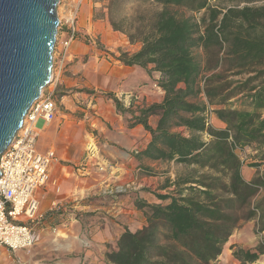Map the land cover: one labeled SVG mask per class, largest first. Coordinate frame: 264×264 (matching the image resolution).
<instances>
[{
	"label": "trees",
	"instance_id": "16d2710c",
	"mask_svg": "<svg viewBox=\"0 0 264 264\" xmlns=\"http://www.w3.org/2000/svg\"><path fill=\"white\" fill-rule=\"evenodd\" d=\"M154 1L165 7L186 6L200 11L207 7L209 0ZM122 4L123 0L109 1L110 23L132 44L140 43L143 48L134 55L123 53L117 60L129 67L146 68L154 64L155 70L164 75L161 87L166 92L165 101L142 111V116H160L146 155L210 165L224 173L227 179L202 176L198 183L207 189L200 192L201 197L193 196L181 202L174 199L167 207H151L149 226L135 234L125 233L118 243V250L109 257L115 264H213L234 229L256 215L252 205L259 208L258 219L261 230L264 229V174H257L251 183L245 182L241 159L233 151L234 143L239 147L257 144L263 148L258 155L264 157V118L257 111L264 108V80L248 89L254 105L252 112L216 111L227 124V130H214L215 126L211 124L207 132L214 139L210 143H205L200 135L206 130L203 113L209 105L192 102L190 98L199 94L198 79L206 66L210 71H216L218 67L223 69L208 78L205 92L210 104L219 98V102L231 97V102L234 101L239 86L224 95L226 88L232 86L224 81V72L256 73L241 84L244 87L264 74L261 70L264 67V7L229 9L219 24L218 12L211 11L200 25L190 19H178L168 12L157 15L147 12L148 16L131 22L125 17L117 21L116 9ZM126 24L132 30H126ZM224 45L226 57L221 59ZM197 47L204 48L205 67L194 55ZM181 84L184 86L179 88ZM143 118L140 120L146 123ZM177 127L188 128L192 135L185 137L174 132ZM228 131L232 134L231 143L227 142ZM190 190L197 191L194 185ZM258 251L263 254L264 246ZM245 257L254 261L258 256L249 252Z\"/></svg>",
	"mask_w": 264,
	"mask_h": 264
},
{
	"label": "rangeland",
	"instance_id": "374dc122",
	"mask_svg": "<svg viewBox=\"0 0 264 264\" xmlns=\"http://www.w3.org/2000/svg\"><path fill=\"white\" fill-rule=\"evenodd\" d=\"M104 1L108 3V6L110 0ZM62 2L63 3L59 4L58 10H62V8L70 9V6H72V0H62ZM86 2L87 0H85L82 10ZM246 7L254 9L264 7V0H209L207 7L200 11L192 10L186 6L165 7L163 4L154 0H123L122 6L116 9V19L120 21L122 17H125L131 22V20H136L139 17L148 16L147 12L154 13V15L160 12H168L175 15L178 19H190L194 23L202 25L201 20L204 17L206 18L209 12L216 11L219 14V18L217 19V24H219L224 13L229 9H244ZM99 15L100 12L98 11L95 17H99ZM124 28L128 31L132 30L128 24H126ZM201 32L204 33L203 28ZM122 37L125 40V44L122 48H119V51L115 54L117 58L123 53L134 55L142 50V44H132L125 34H123ZM224 47L220 52L219 57L221 59L226 57L227 49L225 45ZM194 55L205 67L207 56L205 55L204 48H195ZM133 67L139 68L140 73L143 75V92H145L142 97H139L134 92L119 96L109 93L105 96L111 100L116 113L123 118L128 128L140 126L143 129L145 135L143 144L141 146H134L133 149L129 151L131 157V163L128 165L130 166V172L126 171L120 174V170L115 167V165L105 162V159L102 158L99 152L96 137L92 138L90 136L95 146L90 150L87 149L85 158H91L93 160L92 164L96 163L93 168H95L97 174H99L98 182L100 186L97 188L95 194L87 198V201L98 208L94 212L92 211L87 214H79L71 210L72 215L76 218L78 216V218L95 219L96 222H108L113 226L118 225L122 228L121 233L118 237L113 239L111 243H107L106 248L98 241L93 244L89 240H84V249L94 250L98 253L99 258L98 260H85L83 258L84 256L79 255L78 258L80 259L78 260L80 264H115L110 259V254L118 250V243L125 233L130 232L135 234L143 231L149 226V213L151 207H167L171 205L174 199L181 202L193 196L201 197L202 195L200 192L207 189L204 185L198 183V180L202 179V176L220 178L222 181H226L227 179L224 173L219 172L218 169L212 168L210 165L187 164L179 162L177 159L153 158L146 155V151L153 139V132L157 130L159 126L160 116L158 114H150L147 117L142 116V111L149 109L153 105H160L165 101L166 92L161 87L164 75L162 72L155 70L154 64H150L146 68L139 66ZM220 70L221 67H218L216 71H210L206 66L198 79L199 94L190 98L192 102L209 105L203 113L206 130L200 133L205 143H210L214 139V137L207 132V129H209L214 122L213 118L215 119L214 123L216 125L214 130H227V124L218 117L216 111L220 109H230L252 112L254 110V105L252 99L249 97L250 92L248 89L254 85H258L259 82L264 80V74L258 75L257 80L244 87L241 84L250 77L256 76V73L238 75L237 70L224 72V81L232 84V86L226 88L223 93L224 95L230 93L235 87L239 86L235 91L236 95L234 96V101L231 102L233 98L231 97L224 102H219V98L216 99L214 103L210 104L209 98L205 92L206 85L208 84L207 81L213 73L220 72ZM261 70L264 71V67ZM221 71L223 72V69ZM183 86L184 85L181 84L179 88ZM50 89H54L57 98L64 96L62 92H58V89L54 88V82L45 90L48 91ZM147 99L149 102H147ZM153 100L157 101L154 102ZM85 106L79 104V108L76 110L77 114L80 113L84 115L83 109H87ZM63 109L64 108H61V112H64ZM257 111L261 114V117L264 118V108ZM208 112L213 118L207 114ZM142 117H144L143 119H145L146 123L140 120ZM173 131L185 137H190L192 135V131L186 127H177ZM92 133L94 134L95 132ZM228 133L227 142L231 143L232 134L230 131H228ZM41 137L40 133L39 139ZM234 146L235 148H233V151L238 155L239 159L243 161L241 174L245 182L251 183L257 174H264V157L258 155L263 148H260L257 144L239 147V145L234 143ZM77 168H80V166H77ZM191 185H194L197 191L191 192ZM261 190L262 189H260L259 192ZM252 209L255 211L256 215L250 220L242 221L234 229L231 236L224 243L222 252L215 261H213V264H264V253L260 254L258 251L260 246H264V229L261 230V222L258 219L261 213L256 205H252ZM53 233L55 235L53 239L46 242L43 247V264L64 263V259L61 258L62 252L60 246L62 243L59 242V240L64 238L67 240V238L65 236H59L61 235L59 232L56 233L53 231ZM249 252L257 254V259L254 261L246 260L245 253ZM69 253L68 256L70 258L76 257L74 250ZM10 254L11 262L22 264L16 254Z\"/></svg>",
	"mask_w": 264,
	"mask_h": 264
},
{
	"label": "crops",
	"instance_id": "0c3cea01",
	"mask_svg": "<svg viewBox=\"0 0 264 264\" xmlns=\"http://www.w3.org/2000/svg\"><path fill=\"white\" fill-rule=\"evenodd\" d=\"M107 4L104 0H87L79 21L80 36L85 42L81 40L72 45L66 70L54 84V88L64 94L58 98L57 118L49 124L39 122L42 137L38 140V151H53L55 160L48 183L38 192L42 220L35 233V245L29 251L16 254L22 264H43V247L55 236L53 231L67 238L59 240L63 264H80L79 255L85 260H98V253L84 249L83 241L93 244L98 241L106 248V244L121 233L118 225L76 218L71 213L74 210L87 214L98 208L87 201L100 186L99 174L93 168L96 163L85 158L87 149L95 146L92 138L96 137L105 162L115 165L123 174L130 172L129 151L141 146L145 136L140 126L128 128L105 96L134 92L142 97L145 92L140 69L117 60L115 54L125 40L123 33L113 29ZM98 11L99 17H95ZM88 39H95L96 43L87 44ZM79 104L86 105L84 115L77 114ZM214 122L212 125L216 126ZM73 250L76 257L70 258L69 252ZM10 255L4 250L0 264H15L10 261Z\"/></svg>",
	"mask_w": 264,
	"mask_h": 264
},
{
	"label": "built area",
	"instance_id": "2783aa9c",
	"mask_svg": "<svg viewBox=\"0 0 264 264\" xmlns=\"http://www.w3.org/2000/svg\"><path fill=\"white\" fill-rule=\"evenodd\" d=\"M59 3H63L59 0ZM85 0H72L70 9L58 10L59 27L53 52V82L66 70L72 45L84 41L79 21ZM87 44L96 43L88 39ZM59 103L54 89L43 90L25 117L22 129L0 157V257L4 250L17 254L35 245L39 215L38 192L49 181L55 160L53 151H38L41 133L39 122L52 123L58 115Z\"/></svg>",
	"mask_w": 264,
	"mask_h": 264
},
{
	"label": "water",
	"instance_id": "95a60500",
	"mask_svg": "<svg viewBox=\"0 0 264 264\" xmlns=\"http://www.w3.org/2000/svg\"><path fill=\"white\" fill-rule=\"evenodd\" d=\"M59 4L0 0V157L42 91L53 83Z\"/></svg>",
	"mask_w": 264,
	"mask_h": 264
},
{
	"label": "bare ground",
	"instance_id": "6f19581e",
	"mask_svg": "<svg viewBox=\"0 0 264 264\" xmlns=\"http://www.w3.org/2000/svg\"><path fill=\"white\" fill-rule=\"evenodd\" d=\"M209 116H211V114L209 115ZM212 117V116H211ZM241 162L243 163V161L241 160Z\"/></svg>",
	"mask_w": 264,
	"mask_h": 264
}]
</instances>
